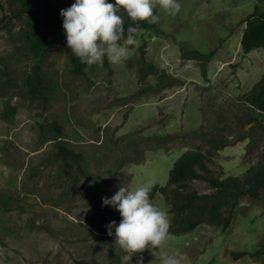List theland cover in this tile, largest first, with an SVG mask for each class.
I'll use <instances>...</instances> for the list:
<instances>
[{"label": "rangeland", "instance_id": "rangeland-1", "mask_svg": "<svg viewBox=\"0 0 264 264\" xmlns=\"http://www.w3.org/2000/svg\"><path fill=\"white\" fill-rule=\"evenodd\" d=\"M178 2L175 17L155 10L159 30L139 27L128 58L109 64L111 70L104 61L75 74L67 39L58 41L42 63L54 86L44 101L24 87L38 62L24 50V23L0 26V197L16 201L0 205V264H121L126 253L116 248L115 228L109 236L106 226L122 217L107 210L104 197L121 186L166 185L187 151L208 152L222 178L264 162V110L248 100L264 76V47L246 52L241 45L247 17L264 0ZM6 13L0 8V17ZM144 42L145 59L155 65L145 73ZM186 48L213 56L189 58ZM7 103L16 107L13 116ZM54 121L60 139L83 156L75 179L55 154ZM193 185L213 191L203 179ZM260 194L240 198L228 228L205 222L170 233L164 251L181 253L184 264H264V254L253 255L264 249V188ZM150 199L172 226L164 193ZM141 255L144 264H159V252L156 258L150 250L134 254L131 264Z\"/></svg>", "mask_w": 264, "mask_h": 264}, {"label": "trees", "instance_id": "trees-1", "mask_svg": "<svg viewBox=\"0 0 264 264\" xmlns=\"http://www.w3.org/2000/svg\"><path fill=\"white\" fill-rule=\"evenodd\" d=\"M0 0V8L7 9V13L0 17V26L12 28L14 21L20 20L24 23L23 32L24 50L37 59V63L30 72L25 75V90L30 96L41 97L47 100L54 92V86L47 81L42 63L47 59L53 46L60 40L66 38L63 30V18L60 15L61 9L70 7L72 0ZM125 29L129 26L135 27L131 20L124 17ZM247 26L244 29L241 45L246 52L254 48L264 47V7L257 5L255 10L246 19ZM139 27L159 30L158 24H150L147 21L139 23ZM148 45L144 42L141 46L144 64L141 72L145 73L146 67L154 68L145 59V50ZM189 58H203L209 60L213 51L209 53L197 49L184 51ZM3 60V58H0ZM72 71L75 74L85 75L87 65L82 64L76 57H72ZM105 66L111 70L107 59ZM144 70V71H143ZM248 100L260 110H264V76L256 83L253 92ZM6 111L13 116L16 107L6 104ZM54 140L58 147L56 156L63 162V169L73 179L77 178L76 167L81 170L83 156L67 146L65 140L60 139L59 133L62 128L57 121L52 123ZM42 129L45 124L41 125ZM209 153L202 151L184 152L175 162L170 171L169 181L164 186H154L150 195L160 190L164 193L170 210L173 213V225L171 234L187 233L202 223H212L228 228L234 219V209L240 198L246 196L251 199L261 197L260 188H264V162L252 165L243 176L229 175L225 178L217 176L208 164ZM203 179L211 184L213 191L207 193L199 192L193 185V181ZM16 203L11 196L0 197V205L12 207ZM112 215L120 213L111 205L105 206ZM105 209V208H104ZM106 213V210L104 211ZM248 252L234 251L235 257L246 255ZM263 250L253 253L254 256H261Z\"/></svg>", "mask_w": 264, "mask_h": 264}, {"label": "clouds", "instance_id": "clouds-1", "mask_svg": "<svg viewBox=\"0 0 264 264\" xmlns=\"http://www.w3.org/2000/svg\"><path fill=\"white\" fill-rule=\"evenodd\" d=\"M157 8L175 17L182 4L178 0H76L60 10L67 46L88 68L103 67L105 58L110 65H119L128 58L129 46L140 31L139 23H160L161 17L155 14ZM125 16L136 26L125 29ZM150 193V185L121 186L111 198H103V204L116 208L122 217L119 225L113 220L106 226L109 236L115 228L116 248L126 253L121 256V264H131L133 255L145 250L156 258L159 252V264H184V255L163 249L170 236L171 218L152 203ZM136 264H144L142 255Z\"/></svg>", "mask_w": 264, "mask_h": 264}]
</instances>
